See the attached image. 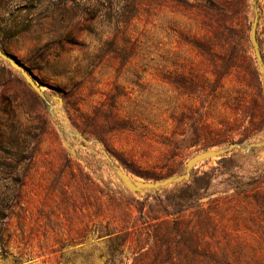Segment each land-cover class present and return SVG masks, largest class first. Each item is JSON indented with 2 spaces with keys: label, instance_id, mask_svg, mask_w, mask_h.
<instances>
[{
  "label": "rangeland",
  "instance_id": "374dc122",
  "mask_svg": "<svg viewBox=\"0 0 264 264\" xmlns=\"http://www.w3.org/2000/svg\"><path fill=\"white\" fill-rule=\"evenodd\" d=\"M131 1H0V50L17 64L0 58V124L19 142L0 181V264H110L102 211L264 178V0H137L129 20ZM229 146L155 190L116 171L157 183Z\"/></svg>",
  "mask_w": 264,
  "mask_h": 264
},
{
  "label": "trees",
  "instance_id": "16d2710c",
  "mask_svg": "<svg viewBox=\"0 0 264 264\" xmlns=\"http://www.w3.org/2000/svg\"><path fill=\"white\" fill-rule=\"evenodd\" d=\"M197 1L215 7L210 0ZM112 8L110 3L104 10L114 11ZM139 11L138 1L132 0L129 20L135 19ZM221 28L227 33L232 31L230 27ZM11 135L12 130L0 124V181L8 170L17 168L19 142ZM202 189L196 179L164 195L156 208L147 200L129 208L127 217L120 213L119 218L107 219L102 211V220L94 228L97 239L106 244V262L127 264L122 262L125 259L129 264H264V178L235 182L231 191L218 197L201 194ZM101 202L105 210L113 206L110 199ZM2 210L0 193V214Z\"/></svg>",
  "mask_w": 264,
  "mask_h": 264
},
{
  "label": "water",
  "instance_id": "95a60500",
  "mask_svg": "<svg viewBox=\"0 0 264 264\" xmlns=\"http://www.w3.org/2000/svg\"><path fill=\"white\" fill-rule=\"evenodd\" d=\"M0 58L8 60L10 62V64L14 67L17 66V64L13 60L8 58L6 56V54L1 50H0ZM28 82L31 85V87L40 95L41 93H40L39 89L29 79H28ZM233 148H234V146H229L228 148L220 150L219 152L207 153V154H204L201 156L194 157L190 161H188V163L186 164V173L185 174L179 175L176 178H168V179H165L161 182L152 183V184H150V183H147V184L132 183L127 179V177L122 172H120L118 169L116 171H117V174L119 175V177L121 178V180L123 181V183L125 184V186L131 191L155 190V189L163 188V187L168 186L170 184L187 181L189 179L188 173L194 164L201 161L202 159L217 157L220 154H223L226 151L233 149Z\"/></svg>",
  "mask_w": 264,
  "mask_h": 264
}]
</instances>
